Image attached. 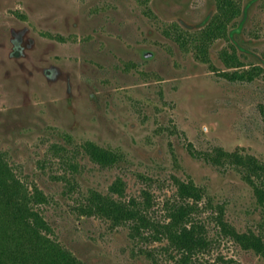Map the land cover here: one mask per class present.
Listing matches in <instances>:
<instances>
[{
    "label": "rangeland",
    "instance_id": "1",
    "mask_svg": "<svg viewBox=\"0 0 264 264\" xmlns=\"http://www.w3.org/2000/svg\"><path fill=\"white\" fill-rule=\"evenodd\" d=\"M221 1L0 0V150L47 196L54 236L87 263H172L165 238L81 214L97 191L161 223L178 203H197L212 241L204 264H264L216 222L264 233L253 187L216 157L264 162V0H234L228 36H205L221 25ZM226 51L262 71L229 78ZM84 141L117 150L120 162H93L78 150ZM182 181L202 198L180 200Z\"/></svg>",
    "mask_w": 264,
    "mask_h": 264
},
{
    "label": "trees",
    "instance_id": "2",
    "mask_svg": "<svg viewBox=\"0 0 264 264\" xmlns=\"http://www.w3.org/2000/svg\"><path fill=\"white\" fill-rule=\"evenodd\" d=\"M237 13L234 0H222L217 14L220 21L216 23L221 25L215 30L211 28L205 36L227 37L228 25ZM224 59L229 67L234 68L226 73L231 79L249 81L262 71V65L252 63L254 66L249 67L251 63H245L234 52L226 51ZM78 148L101 166H114L121 159L117 150L93 141H84ZM216 157L220 160L226 158L238 166L244 179L253 187L257 203L264 207V162L252 155L224 150H218ZM117 185L122 186L121 179L114 183V187ZM179 193L180 200L191 197L198 201L202 198L203 190L192 181H182L179 183ZM48 201L37 186L30 189L0 150V264H89L54 236L41 210ZM194 207L180 202L173 207L169 220L161 223L153 221L135 202L115 198L112 194L93 191L87 197V202L80 205L81 214H99L115 225L128 223L136 235L146 240L165 238L166 250L170 251L172 257V263L168 264H204L202 258L212 247V241L206 224L193 215ZM216 222L222 235H228L264 258V233L238 231L221 215L216 216ZM222 264L233 263L223 261Z\"/></svg>",
    "mask_w": 264,
    "mask_h": 264
}]
</instances>
